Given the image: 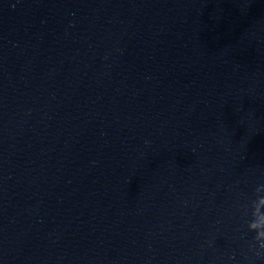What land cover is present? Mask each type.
Returning <instances> with one entry per match:
<instances>
[{
    "label": "water",
    "instance_id": "1",
    "mask_svg": "<svg viewBox=\"0 0 264 264\" xmlns=\"http://www.w3.org/2000/svg\"><path fill=\"white\" fill-rule=\"evenodd\" d=\"M130 0H0V264H108Z\"/></svg>",
    "mask_w": 264,
    "mask_h": 264
},
{
    "label": "clouds",
    "instance_id": "2",
    "mask_svg": "<svg viewBox=\"0 0 264 264\" xmlns=\"http://www.w3.org/2000/svg\"><path fill=\"white\" fill-rule=\"evenodd\" d=\"M264 186H257L255 188V199L251 201V219L247 222V231L254 233L252 240L249 243V249L254 252L256 256L261 255V250H264V226L253 228L252 225L259 224L260 219L264 218V211L259 207V202L264 200V195L260 194L259 189Z\"/></svg>",
    "mask_w": 264,
    "mask_h": 264
}]
</instances>
